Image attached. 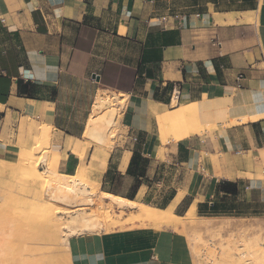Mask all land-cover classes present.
Here are the masks:
<instances>
[{
  "label": "crops",
  "instance_id": "crops-1",
  "mask_svg": "<svg viewBox=\"0 0 264 264\" xmlns=\"http://www.w3.org/2000/svg\"><path fill=\"white\" fill-rule=\"evenodd\" d=\"M103 91L125 95L127 130L107 154L89 147V160L107 161L88 172L102 190L141 200L163 192L172 170L173 193L155 206L181 193L175 208L189 199L200 218L216 217L206 215L216 208L264 219L255 155L264 148V0H0V161L14 158L26 128L32 146L45 124L55 166L75 175ZM190 102L204 133L165 142L157 113ZM70 246L71 264H195L183 232L139 222L78 234Z\"/></svg>",
  "mask_w": 264,
  "mask_h": 264
},
{
  "label": "rangeland",
  "instance_id": "rangeland-1",
  "mask_svg": "<svg viewBox=\"0 0 264 264\" xmlns=\"http://www.w3.org/2000/svg\"><path fill=\"white\" fill-rule=\"evenodd\" d=\"M104 96H108L114 99V101L116 100V102L124 100V104H126L125 95H117L115 92L103 91V94L97 97L93 109L94 116H91L85 132L89 128V124H93L94 119H99L103 115L106 117L107 121L111 120L114 123L116 140L111 139L115 140L116 146L127 130L122 121L125 106L115 104L113 108L106 107L107 105L101 100V97ZM182 106L183 105H180L178 108ZM97 116L98 118H96ZM211 127L212 126L208 127L210 132L213 128ZM30 128L29 126L28 129L26 128L21 133L17 149L13 154L14 158L10 161H0V223L6 222L9 224V227H11L10 242L14 244L18 242L21 246H28V244H31L32 240V245L37 247L36 251L40 258L37 257L38 261L37 259H35L36 261L31 259V264H71L70 242L73 237L85 232H102L117 227L123 228V226H126L125 219L129 217L131 211H136L138 208L115 207L112 212L113 215L106 216L105 211L99 208V203L93 200L90 195H83L78 192L76 186L81 188L82 186L91 187L90 185H92V187H94L96 183L88 174L91 169L88 165H90L92 158L89 160L87 151L82 155L83 161L79 169L75 171V175L78 178L77 182H68L67 185L60 190V194L65 199V202L55 201V203H59L60 205L54 202H52V205H49L46 194L52 193L53 189L46 183L47 180L45 178L34 179L32 175L30 179L23 170L24 168L21 166L22 164L20 162L21 158L25 157V155H30L33 157L31 158L32 167L41 157L45 158L47 155L49 158L48 162L44 160V162H41L39 165V168L50 170L47 173L50 177L54 174V170L59 172L58 167L55 166V156H50L48 143L43 139L35 138V143L31 146V137H29L31 134ZM24 133H28V136ZM203 133L204 127L200 133L192 136L196 137ZM101 134L108 135L107 131H104V133L101 132ZM85 135L86 133L84 134V145L87 144ZM90 138L93 139L91 136ZM167 140L175 141L172 134L167 137ZM41 142L45 143L41 144ZM100 145L101 144H99V146ZM101 146L105 148V146ZM262 151H264V148H258L255 155L258 159L257 161L264 167V162L261 158ZM79 172L81 174H78ZM175 174H177V172L166 170L165 175L170 181L168 182V187L164 188L163 192L158 191L156 194H151L136 201L141 204L165 205L173 193L171 181H173L172 178ZM178 174L181 176V173ZM87 183L89 184L87 185ZM116 186L120 191H124L128 188L127 182L120 178L116 181ZM71 189H75L73 192H76L73 197L70 196ZM100 190L104 191L101 188ZM49 196L50 195H48V197ZM181 197L182 194L180 193L162 209L166 210L174 201ZM66 198H68V200ZM188 201L189 199H186L180 207L175 208L176 213L183 216L186 215ZM78 205L80 206L78 207ZM85 215L90 216L97 222L95 228L86 229V227L83 226V217ZM261 216H264V214ZM48 222L52 225L45 227ZM72 224L79 226L74 229ZM181 224L177 225L176 228L174 226V228L180 230L187 236L195 264H264V219L226 217L224 214L205 219L196 215L193 220H186ZM141 225L153 226L154 228L173 227L165 224L155 226L154 224H149V222ZM23 236H25L24 239ZM25 239L30 243L27 242L26 244V241H24ZM41 244L47 248L43 245L41 246ZM17 252L18 250H16V253ZM46 252H48L46 254L47 257L51 255L49 258H45L46 255L44 254ZM39 259L41 261H39Z\"/></svg>",
  "mask_w": 264,
  "mask_h": 264
},
{
  "label": "bare ground",
  "instance_id": "bare-ground-1",
  "mask_svg": "<svg viewBox=\"0 0 264 264\" xmlns=\"http://www.w3.org/2000/svg\"><path fill=\"white\" fill-rule=\"evenodd\" d=\"M259 99H260V97H259ZM101 100H103V103L107 105L106 107L113 108L115 104L116 105L120 104L122 106H125L124 100H121L120 102H116V100L114 101V99H111L108 96L101 97ZM177 102H178V97L175 95L173 97L172 104L175 105V104H177ZM96 118H98V116ZM156 119H157L158 126H159L160 136L162 137V139L165 142L167 140V137L171 134H172L175 141H179L183 138H187V137H190L192 135L198 134L201 132L203 125H204L200 121V117H199V113H198V109H197V103H193V102L192 103L190 102V104H187V105H183L182 107H180L176 110H173V111L158 112ZM247 119L248 118H243L242 120L245 121ZM235 122L236 121H234V124H235ZM41 127H42V129H41L42 130L41 131L42 137L41 138L47 143V142H49V139H50L51 127H50V125H45V124H44V126H41ZM157 130H158V128H157ZM104 131H107L108 135L107 134L106 135L101 134V132L104 133ZM85 133H86L85 137L87 138V141H86L87 142V144H86L87 152L89 150L90 145L95 144V143L98 145L101 144V145L105 146L106 154L111 152L112 148L115 146V140H116L115 135L116 134H115L114 123L111 120L107 121L106 117L103 115L99 119H94L93 124L92 123L89 124V128L87 129V131ZM90 136L93 137V139H91ZM111 138L115 139V140H112ZM44 143L41 142V144H44ZM37 149H38V147H37ZM31 158H33V157H31L30 155H25V157L21 158V160H20V162L22 164L21 166H23V168H24L23 170L29 176L30 179H31V175L33 176L34 179L45 178L47 180L46 183H48L49 186L53 189V192H56V193L50 192V194H48V193L46 194L47 195L46 199L48 200V204L52 205V202L55 203V201L65 202V199L60 194V190L64 186H66L68 182H77V179H78L77 176L76 175H64V174H61L57 171H54V174L53 175L51 174L52 176L50 177V175L47 174L48 171H50V170H47V169L43 170V169L39 168V165L41 164V162H44V160L48 162L49 158L47 157V155L45 158L41 157L38 160V162L34 163V165L32 167H31V164H32ZM106 165H107L106 159H104V158L98 159L97 157L94 156V157H92V160L90 161V165H88V166H90L91 169H99V170L103 171V170H105ZM73 166H75V165H73ZM83 173H84V171H83ZM78 174H81V173L79 172ZM89 183H87V185ZM39 185H41V184H39ZM90 186L92 187V185H90ZM91 187L82 186L80 188V187L76 186V189L78 190V192L80 194L90 195L93 198V200H95L97 203H99V205H100L99 208L102 209L103 211H105L106 216L113 215L112 212H113V209L115 207H120V208L129 207V208H134V209L138 208V210H136V211H131L129 217H127L125 219V222H126L125 225L135 224L137 222H140L141 224H145L146 222H149V224L151 223V224H154L155 226L165 224L167 226L171 225V226H173V228L175 226V228H176L177 225L183 223L186 220H193V218H195L197 215L196 204H192L191 207L187 210L186 215H184V216L176 213L175 207L182 197L179 198L178 200L174 201V203H172L165 210V209L160 208L159 206L150 205V204H146V203L141 204V203H138L136 200L124 198L122 196H118V195H115L112 193L101 191L98 183H95V186L92 188ZM48 189H47V191H48ZM52 189H50V190H52ZM74 190L73 189H71V191L69 190L71 193L70 196H72V197H73V195L76 194V192L75 193L73 192ZM67 193H68V191H67ZM48 195H50V196L48 197ZM70 196H68V197H70ZM66 199L68 200V198H66ZM55 204H57V203H55ZM57 205H60V204L58 203ZM79 206L80 205H78V207ZM55 212H56V210H55ZM202 217H205V216H202ZM83 219H84L83 220V226H85L86 229H93L97 226V222L95 220H93L90 216L85 215L83 217ZM0 224H1L0 225V264H31V259L33 261H36L35 259H37V261H38V258H40V257L38 255V252L36 251L37 247L32 245V243H33L32 240H31V244H28V246L27 245L21 246L20 244H18V242L16 244H14V243L10 242V240H9L10 234H11V227H9V224L6 222H2ZM78 224H79V222H78ZM50 225H52V224L48 222L45 225V227L50 226ZM79 225H77V226H79ZM77 226L75 224H72V227L74 229ZM18 233H19V231H18ZM25 234H27V233H25ZM19 236L22 237L21 235H19ZM11 237H12V235H11ZM24 237L25 236H23V239H24ZM24 241H26V244H27V242L30 243L29 241H27V239H25ZM19 243H21V242H19ZM43 244H41V246ZM44 247H46V246H44ZM16 250H18V252H19V253L17 252L18 254L16 253ZM47 253L48 252H46L44 255H46ZM46 257H47V255L45 256V258ZM49 257H47V258H49ZM39 261H41V260L39 259Z\"/></svg>",
  "mask_w": 264,
  "mask_h": 264
},
{
  "label": "built area",
  "instance_id": "built-area-1",
  "mask_svg": "<svg viewBox=\"0 0 264 264\" xmlns=\"http://www.w3.org/2000/svg\"><path fill=\"white\" fill-rule=\"evenodd\" d=\"M197 16H200V14H197ZM212 44H213L214 46H221V41L219 40L218 37H215V38L212 40ZM238 78H239V79L243 78V74L240 73ZM175 95H176V96L178 97V99H179V90H177L176 87H174V89H173L172 100H173V97H174ZM135 139H136V137H135ZM202 149L204 150L205 153H208V152H210L211 150H213V147L210 146V145H208V144L206 143L204 146H202Z\"/></svg>",
  "mask_w": 264,
  "mask_h": 264
},
{
  "label": "trees",
  "instance_id": "trees-1",
  "mask_svg": "<svg viewBox=\"0 0 264 264\" xmlns=\"http://www.w3.org/2000/svg\"><path fill=\"white\" fill-rule=\"evenodd\" d=\"M223 212H225V211L224 210H217L216 208H213V210L208 211V214H206V215H219L220 213H223ZM199 213L203 215L202 210H200ZM233 213H235V212H233ZM235 215H239V214H235Z\"/></svg>",
  "mask_w": 264,
  "mask_h": 264
}]
</instances>
